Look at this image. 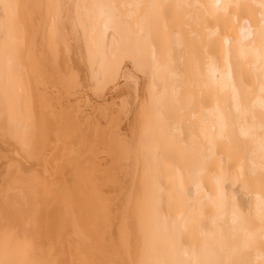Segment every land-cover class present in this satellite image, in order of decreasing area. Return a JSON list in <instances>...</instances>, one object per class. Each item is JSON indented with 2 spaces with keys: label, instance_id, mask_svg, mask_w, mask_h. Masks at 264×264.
<instances>
[{
  "label": "bare ground",
  "instance_id": "bare-ground-1",
  "mask_svg": "<svg viewBox=\"0 0 264 264\" xmlns=\"http://www.w3.org/2000/svg\"><path fill=\"white\" fill-rule=\"evenodd\" d=\"M0 264H264V0H0Z\"/></svg>",
  "mask_w": 264,
  "mask_h": 264
},
{
  "label": "rangeland",
  "instance_id": "rangeland-1",
  "mask_svg": "<svg viewBox=\"0 0 264 264\" xmlns=\"http://www.w3.org/2000/svg\"><path fill=\"white\" fill-rule=\"evenodd\" d=\"M68 173H66V175H67Z\"/></svg>",
  "mask_w": 264,
  "mask_h": 264
}]
</instances>
